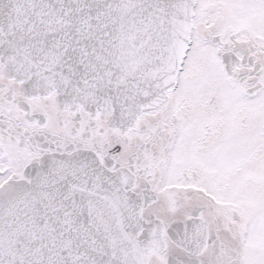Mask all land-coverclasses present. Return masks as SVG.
Wrapping results in <instances>:
<instances>
[{
  "label": "snow or ice",
  "instance_id": "1",
  "mask_svg": "<svg viewBox=\"0 0 264 264\" xmlns=\"http://www.w3.org/2000/svg\"><path fill=\"white\" fill-rule=\"evenodd\" d=\"M0 264H264V0H0Z\"/></svg>",
  "mask_w": 264,
  "mask_h": 264
}]
</instances>
